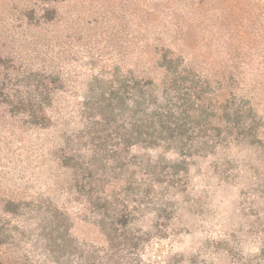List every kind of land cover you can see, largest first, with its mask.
Returning <instances> with one entry per match:
<instances>
[{
    "label": "rangeland",
    "instance_id": "1",
    "mask_svg": "<svg viewBox=\"0 0 264 264\" xmlns=\"http://www.w3.org/2000/svg\"><path fill=\"white\" fill-rule=\"evenodd\" d=\"M0 264H264V0H0Z\"/></svg>",
    "mask_w": 264,
    "mask_h": 264
}]
</instances>
